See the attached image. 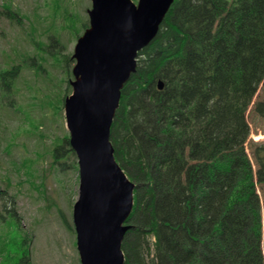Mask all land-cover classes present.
<instances>
[{"label": "trees", "instance_id": "obj_1", "mask_svg": "<svg viewBox=\"0 0 264 264\" xmlns=\"http://www.w3.org/2000/svg\"><path fill=\"white\" fill-rule=\"evenodd\" d=\"M245 1L264 10V0ZM52 2L53 16L63 24L75 19L70 0ZM3 11L9 20L18 16L9 6ZM242 25L236 0H175L156 37L138 54L110 129L114 158L135 185L121 246L124 264H264L259 245L239 248L225 237L229 216L255 190L246 156L221 155L230 128L214 108L221 42L243 36ZM56 36L50 38L57 44ZM17 57L0 69V92L12 90L25 71ZM254 111L264 117V101ZM232 116L240 124V109ZM58 147L51 144L45 153L51 158ZM262 154L264 145L255 153L264 172ZM4 218L0 213V224Z\"/></svg>", "mask_w": 264, "mask_h": 264}, {"label": "rangeland", "instance_id": "obj_2", "mask_svg": "<svg viewBox=\"0 0 264 264\" xmlns=\"http://www.w3.org/2000/svg\"><path fill=\"white\" fill-rule=\"evenodd\" d=\"M52 1L0 0V69L18 55L16 63L25 70L12 90L0 92V213L5 216L0 224V264H16L22 255L20 264H80L72 221L78 167L65 143L69 135L63 110L74 80L73 49L87 28L85 19L89 25L91 3L70 0L76 17L63 24L61 17L53 16ZM236 1L243 36H225L221 42L214 108L230 128L221 155L246 156L255 190L229 216L225 237L231 246L259 245L264 251V172L255 155L264 145V117L254 111L255 103L264 101V10ZM6 6L19 17L9 20L3 14ZM57 34L56 44L50 37ZM54 55L61 58L52 60ZM235 109L241 111L240 124L233 120ZM51 144L59 146L52 156L58 166L45 153Z\"/></svg>", "mask_w": 264, "mask_h": 264}, {"label": "water", "instance_id": "obj_3", "mask_svg": "<svg viewBox=\"0 0 264 264\" xmlns=\"http://www.w3.org/2000/svg\"><path fill=\"white\" fill-rule=\"evenodd\" d=\"M89 1V26L73 49L74 80L63 110L78 167L72 221L80 264H124L121 246L135 185L114 158L110 129L139 52L156 37L175 0Z\"/></svg>", "mask_w": 264, "mask_h": 264}]
</instances>
